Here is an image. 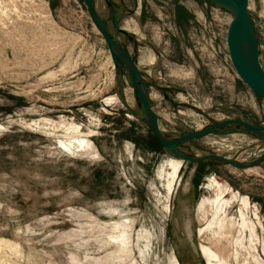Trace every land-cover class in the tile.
<instances>
[{
	"label": "rangeland",
	"instance_id": "obj_1",
	"mask_svg": "<svg viewBox=\"0 0 264 264\" xmlns=\"http://www.w3.org/2000/svg\"><path fill=\"white\" fill-rule=\"evenodd\" d=\"M91 3L137 67L165 138L227 118L264 122V102L228 58V11L204 0ZM246 11L264 72V0ZM116 61L84 0H0V264H264V137L226 125L178 146L259 160L246 169L173 156ZM213 183L223 220L206 208L199 223Z\"/></svg>",
	"mask_w": 264,
	"mask_h": 264
},
{
	"label": "water",
	"instance_id": "obj_2",
	"mask_svg": "<svg viewBox=\"0 0 264 264\" xmlns=\"http://www.w3.org/2000/svg\"><path fill=\"white\" fill-rule=\"evenodd\" d=\"M84 1L92 23L108 46V50L111 58L113 59L114 66H117V59L123 61L124 66L129 73L135 94L141 103L143 115L144 117L145 115L150 116L151 123L148 124L146 120L148 129L153 137L157 140L161 148L170 151L173 156L180 159L194 162H199L207 158L217 159L239 169L252 167L259 162V160H256L248 164L234 163L230 159L219 155H209L207 157L192 158L181 154L178 150V146L184 142L191 141L206 134L213 133L215 130L225 127L226 125H239L244 131L257 135L261 134L264 137V122L261 125H248L243 121L227 118L222 121H217L203 130L195 131L190 134H184L174 140H169L166 138L167 141H162L156 123V116L148 105L146 94L140 82V75L137 67L131 60V57L127 50L116 40L115 37H110L106 30L104 21L97 15L95 10L93 9L91 0ZM204 1H207L212 5L224 9L230 13L225 30V46L230 64L237 77L264 102V72L261 69L260 63L258 61L257 38L252 22L246 11L247 0ZM112 25L115 31L126 34L125 30L117 27L115 21L112 22Z\"/></svg>",
	"mask_w": 264,
	"mask_h": 264
},
{
	"label": "bare ground",
	"instance_id": "obj_3",
	"mask_svg": "<svg viewBox=\"0 0 264 264\" xmlns=\"http://www.w3.org/2000/svg\"><path fill=\"white\" fill-rule=\"evenodd\" d=\"M142 93H143V91H142ZM144 95V94H143ZM146 116V119H147V122H148V124H150L151 123V119H150V116H148V115H145ZM159 132H160V137H161V139H162V141H167L166 140V138L163 136V132H161L160 130H159ZM263 135H264V131H263ZM179 165H180V161L179 160H177V163H176V165H175V172H177V169L179 168ZM214 184V183H213ZM215 186H218V184H214ZM217 188H219L218 190H220V187L218 186ZM169 191H172V187L170 188V190ZM222 191L220 190L219 192H218V194H217V196L211 201V202H209V201H206V202H202L200 205H199V207H198V212L201 214V218H200V220H199V223H201V222H203V221H205V218H206V208H212V209H214L213 211H214V214L215 215H212L213 216V218H216L217 219V222H221L223 219L220 217V216H218L217 214H224L225 213V206H224V202H223V196H222ZM200 216V215H199ZM197 217H198V215H197ZM209 227H211V225L209 226ZM222 227V226H221ZM223 228H221V231H223L222 230ZM220 231V230H219ZM220 231V232H221ZM219 232V233H220ZM229 234V233H228ZM227 234V235H228ZM225 235V234H224ZM226 235V236H227ZM224 250V249H223ZM222 251V250H221ZM209 255V254H208ZM211 255V254H210ZM213 256V255H212ZM213 258H214V256H213ZM213 261V260H212Z\"/></svg>",
	"mask_w": 264,
	"mask_h": 264
},
{
	"label": "trees",
	"instance_id": "obj_4",
	"mask_svg": "<svg viewBox=\"0 0 264 264\" xmlns=\"http://www.w3.org/2000/svg\"><path fill=\"white\" fill-rule=\"evenodd\" d=\"M155 139V138H154ZM156 140V139H155ZM157 141V140H156Z\"/></svg>",
	"mask_w": 264,
	"mask_h": 264
}]
</instances>
